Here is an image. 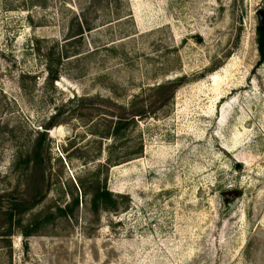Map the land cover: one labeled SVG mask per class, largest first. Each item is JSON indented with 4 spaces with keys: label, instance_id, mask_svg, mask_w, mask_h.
<instances>
[{
    "label": "rangeland",
    "instance_id": "obj_1",
    "mask_svg": "<svg viewBox=\"0 0 264 264\" xmlns=\"http://www.w3.org/2000/svg\"><path fill=\"white\" fill-rule=\"evenodd\" d=\"M85 1L0 0V194L21 193L15 157L66 98L127 104L167 79H196L129 130L128 144L142 152L106 176L126 210L94 215L79 198L67 216L41 214L31 235L16 228L0 240V264H264V57L256 44L264 0H115L95 6L94 30L67 39ZM88 124L74 117L50 131L62 189L103 161L83 165L62 152L67 138L94 139ZM54 181L23 224L59 200Z\"/></svg>",
    "mask_w": 264,
    "mask_h": 264
},
{
    "label": "trees",
    "instance_id": "obj_2",
    "mask_svg": "<svg viewBox=\"0 0 264 264\" xmlns=\"http://www.w3.org/2000/svg\"><path fill=\"white\" fill-rule=\"evenodd\" d=\"M111 3H115V0H86L84 4L78 7V10L72 12L67 29V39L80 38L84 33L94 30L98 16L94 18L90 17V14L96 13L95 6L102 4L101 7L105 8ZM35 5L42 6L41 4ZM114 16L117 17V20L125 18V16H119L118 12ZM256 44L258 54L264 57V30L259 28ZM72 55L65 54L64 58ZM219 65L207 69L206 72L213 71ZM47 69V82L52 84L58 76L52 70L51 64H48ZM193 79L196 77L184 75L167 79L149 87L146 91H149L150 94L147 96L145 95L146 92H141L133 96L127 104L116 103L98 95H72L55 106L53 113L41 125L42 130L35 131L29 148L15 157L12 167L13 170L19 171L23 189L21 193L13 190L0 194V240L8 243L9 238L16 233V228L24 237L31 235L43 223L39 219L41 214H45L47 219L56 215L67 216V212L71 213L75 207L77 208L79 198L81 199L80 203L84 204L94 215L100 211L116 213L121 205H123L121 208L126 210L129 206L126 203V196L113 193L106 187V176L109 168L130 161L141 154L142 147L140 144L135 145V147L132 146V148L128 144L129 130L135 125L136 120L156 114L166 100L172 98L180 86ZM74 117L89 122V130L94 139L84 145H78L75 138H67L68 144L61 146L62 152L66 153L65 158L68 160L77 158L81 160L83 165L95 162L101 157L104 158L102 162L96 164L93 171H87L82 176H76L73 182L68 180V184L62 189L59 180L63 174L64 166L59 158H55L54 160L61 165L57 172H51V138L49 134L53 128L67 123ZM106 139H110L112 143L105 147V155L103 156L102 146ZM52 175L55 180L54 184L56 183L60 189L58 192L59 200H55L45 208L43 213L38 212L33 220L23 224L24 214L38 204L40 198L45 196L50 184L52 185L50 183ZM65 195L69 200L60 206L59 201ZM115 198H119L120 201H116Z\"/></svg>",
    "mask_w": 264,
    "mask_h": 264
},
{
    "label": "water",
    "instance_id": "obj_3",
    "mask_svg": "<svg viewBox=\"0 0 264 264\" xmlns=\"http://www.w3.org/2000/svg\"><path fill=\"white\" fill-rule=\"evenodd\" d=\"M256 15L258 19V28L260 30H264V12L259 11L256 13Z\"/></svg>",
    "mask_w": 264,
    "mask_h": 264
}]
</instances>
